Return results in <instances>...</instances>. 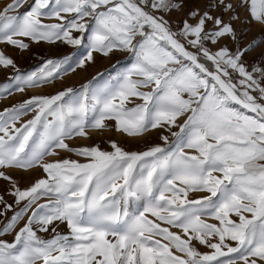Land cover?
Returning a JSON list of instances; mask_svg holds the SVG:
<instances>
[{
  "label": "snow or ice",
  "instance_id": "6c2138e0",
  "mask_svg": "<svg viewBox=\"0 0 264 264\" xmlns=\"http://www.w3.org/2000/svg\"><path fill=\"white\" fill-rule=\"evenodd\" d=\"M26 3L0 10V43L20 51L30 45L19 38L86 43L81 68L115 51L133 62L103 83L93 77L0 112V179L13 198L0 195V237L13 234L0 239V264H264V47H240L235 27L264 28V0H209L175 31L165 17L185 11L183 0H32L9 15ZM70 59L22 75L0 51V68L13 71L0 94L49 83ZM90 130L134 138L160 131L163 146L127 151L110 141L106 151L67 142L90 139ZM34 168L45 176L20 188L12 173Z\"/></svg>",
  "mask_w": 264,
  "mask_h": 264
},
{
  "label": "rangeland",
  "instance_id": "374dc122",
  "mask_svg": "<svg viewBox=\"0 0 264 264\" xmlns=\"http://www.w3.org/2000/svg\"><path fill=\"white\" fill-rule=\"evenodd\" d=\"M11 3V0H0V10ZM32 3V0H28V3L24 5V7L17 10V12H10L9 15H15L18 13H24L29 9V5ZM185 4V11L173 12L171 15L166 16L165 18L169 20L172 29L175 31L181 25L182 21L187 18L186 13L190 10L199 9L203 11L206 5L209 3V0H183ZM213 14H216L215 12ZM239 15L243 18L245 15L244 9L241 8L239 10ZM55 22L51 19H45V23ZM191 23H195V21H190ZM211 27V25H209ZM235 27L238 29L240 34L239 38V46L244 47L247 44L251 43L253 40H256L260 43L261 47H264V28L255 22L252 23H237ZM23 39L24 42L29 43L30 47L28 50L20 51L13 46L6 45L0 43V51L10 56L15 64L16 68L19 70L20 74L26 75L31 72L39 71V69L45 64V62L49 59H60L63 56H70L71 59L67 64L62 65V67L58 70V75L52 79L49 83L42 84L39 87L34 88H26L23 92L13 90L10 95L0 94V112H3L6 108H11L14 105H18L24 100L30 98L33 95H43L50 96L56 94L57 92L64 90L68 87H72L76 90H79L83 84L88 81H91L93 77H97V83H103L106 80H109L110 77L114 76L118 72H122L129 68L133 62V57L124 51H115L110 55L112 57L109 62H100L103 56L99 54L95 55V62L86 63L83 68L78 67V62L81 59H84L88 48L87 44H82L81 46H67L59 41L55 44H49L47 42H32L27 38H19ZM227 45L231 49H235L236 44L230 40L221 41V45ZM213 51L216 50V46H211ZM194 51V50H193ZM260 51L259 48L256 49L255 52H249L244 60L246 62L251 63L253 58ZM73 69H75L73 71ZM85 72V73H82ZM13 75V71L11 69L4 70L0 68V85L8 82V78ZM77 75V76H76ZM42 90V91H41ZM139 102V101H137ZM31 113L22 117V120H27L31 118ZM186 117H181L178 119L177 123H183ZM109 124L113 122H108ZM173 131H179V128H173ZM99 132V131H98ZM104 131L101 136L93 137L90 142L82 141V140H70L67 141L72 146H82V145H98L102 150H111L110 149V141H116L119 145H121L127 151H144L147 147L152 145H161L163 146V141L160 139L161 132L160 131H152L151 133L145 135L142 138H134L128 137L126 134L116 133L112 130L109 132ZM100 133V132H99ZM93 134H97V132H93ZM169 136V139H174L171 137L170 133H163ZM186 151H190L187 150ZM60 155L63 158H71L80 160L81 158L76 157L71 153H66L61 151ZM45 159L51 160L53 157H46ZM14 177L18 180L20 188H26L30 186L36 179L43 178L45 174L42 169L34 168L30 172H22V171H14L12 173ZM8 187L7 182L0 179V195H5V190ZM193 198H196L199 195H203L201 193L191 194ZM5 199L8 200L9 203L13 202V198L11 196L5 195ZM44 199H41L39 203H45ZM11 215V213H9ZM26 219V217H25ZM24 220L20 221V226H22ZM57 231L60 233H67L68 229L65 225L60 224L57 228ZM173 231H178L177 229H173ZM42 238L48 239L52 234L49 233H38ZM0 239H5L9 242L13 240V234H8ZM200 250L202 252H208L210 249H206L203 246H200Z\"/></svg>",
  "mask_w": 264,
  "mask_h": 264
},
{
  "label": "flooded vegetation",
  "instance_id": "af4514ba",
  "mask_svg": "<svg viewBox=\"0 0 264 264\" xmlns=\"http://www.w3.org/2000/svg\"><path fill=\"white\" fill-rule=\"evenodd\" d=\"M107 60V59H106ZM107 62V61H106ZM82 73H85L82 71ZM77 76V75H76ZM42 91V90H41ZM93 132H97V134H93ZM107 132H109V130H107ZM106 132V134H107ZM90 139H84V138H75L74 140H82V141H86V142H90V140H92L93 137H97V136H101V134L98 131L95 130H90Z\"/></svg>",
  "mask_w": 264,
  "mask_h": 264
},
{
  "label": "crops",
  "instance_id": "0c3cea01",
  "mask_svg": "<svg viewBox=\"0 0 264 264\" xmlns=\"http://www.w3.org/2000/svg\"><path fill=\"white\" fill-rule=\"evenodd\" d=\"M111 58H112V57H110V56H109V57H102L100 62H106V61L109 62V61H111V60H110ZM106 59H107V60H106Z\"/></svg>",
  "mask_w": 264,
  "mask_h": 264
}]
</instances>
